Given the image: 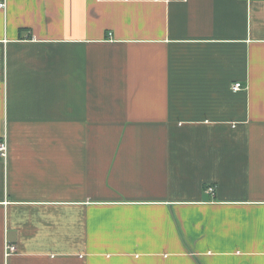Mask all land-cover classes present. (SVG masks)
<instances>
[{
	"label": "crops",
	"instance_id": "0c3cea01",
	"mask_svg": "<svg viewBox=\"0 0 264 264\" xmlns=\"http://www.w3.org/2000/svg\"><path fill=\"white\" fill-rule=\"evenodd\" d=\"M2 140L0 264H264V0H6Z\"/></svg>",
	"mask_w": 264,
	"mask_h": 264
},
{
	"label": "built area",
	"instance_id": "2783aa9c",
	"mask_svg": "<svg viewBox=\"0 0 264 264\" xmlns=\"http://www.w3.org/2000/svg\"><path fill=\"white\" fill-rule=\"evenodd\" d=\"M6 4V0H0V9L4 8ZM231 89L236 91L242 89V84L241 82H235L231 85ZM6 151H7V145L5 140L0 141V155L5 157L6 156ZM209 192L213 191V188L210 187L208 188ZM6 253H10L11 251L14 250V246L10 244H6Z\"/></svg>",
	"mask_w": 264,
	"mask_h": 264
}]
</instances>
